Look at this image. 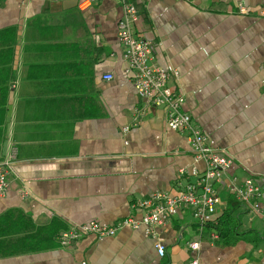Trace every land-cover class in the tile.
Returning <instances> with one entry per match:
<instances>
[{
  "label": "crops",
  "instance_id": "1",
  "mask_svg": "<svg viewBox=\"0 0 264 264\" xmlns=\"http://www.w3.org/2000/svg\"><path fill=\"white\" fill-rule=\"evenodd\" d=\"M81 1L0 0V161L17 148L0 218L21 211L36 223L29 241L0 243L18 250L0 264H264V213L223 186L213 224L227 218L231 231L218 239L201 238L191 209L181 208L155 237L126 227L61 243L73 225L113 224L135 212L134 202L176 189L180 168L204 169L187 136L169 129L165 110L147 106L130 81L120 2L81 9ZM133 1L136 32L177 74L171 85L209 143L233 159L230 175L264 184V17L238 8L255 11L264 0Z\"/></svg>",
  "mask_w": 264,
  "mask_h": 264
},
{
  "label": "built area",
  "instance_id": "2",
  "mask_svg": "<svg viewBox=\"0 0 264 264\" xmlns=\"http://www.w3.org/2000/svg\"><path fill=\"white\" fill-rule=\"evenodd\" d=\"M93 1L83 0L79 6L81 9H86ZM118 1L121 4L122 14L117 24V34L130 81L147 106L161 107L165 110L169 129L187 136L194 160L203 162L204 169L180 168V181L176 189L156 192L150 197L134 202L132 207L135 212L113 224L91 220L73 225L61 233V243L69 245L90 234L114 236L126 227L143 228L146 234L155 237L157 227L168 223L172 215L181 208L191 209L202 238L206 227L215 221L218 205L222 203L220 194L222 186L245 209L264 213V184L252 175L243 178L230 175L233 159L209 143L207 135L185 109L184 94L171 85L174 75L177 74H173L156 61L153 42L136 32L135 23L139 17L137 4L133 0ZM238 8L241 14L255 13L264 17V8L253 11L243 2L238 4ZM113 77L112 73L103 76L106 80H111ZM262 84L264 89V81ZM129 128L127 126L126 130ZM16 150L17 148L13 147L10 154L0 161V191L8 189L10 176L16 172ZM210 235L213 239L219 238L217 232H211ZM189 247L198 250L200 241L190 242ZM155 248L160 257L166 255L167 249L162 242L157 241ZM82 264L87 263L82 262ZM191 264H199V260L194 259Z\"/></svg>",
  "mask_w": 264,
  "mask_h": 264
},
{
  "label": "trees",
  "instance_id": "3",
  "mask_svg": "<svg viewBox=\"0 0 264 264\" xmlns=\"http://www.w3.org/2000/svg\"><path fill=\"white\" fill-rule=\"evenodd\" d=\"M18 212L11 211L10 213H8V215L6 214V216L0 218V243L4 241L5 243H10L7 245L17 246L19 240L20 242L29 241V234L31 236L34 235L33 233H30V230L31 231L33 230V228L36 226V223L27 214H24L21 211L19 213ZM18 218L20 220H18ZM23 225H25V228H21ZM208 227H210L211 230L210 231L206 230L204 234H207L208 232L210 233L217 232L220 235V237H223L224 235H227V233L231 231L229 220L227 218L222 220L218 226L212 223L209 224L206 227V229H208ZM19 230H21L20 235H19ZM11 253L16 254L18 253V250L16 248H7V249L0 248V256L8 255Z\"/></svg>",
  "mask_w": 264,
  "mask_h": 264
},
{
  "label": "water",
  "instance_id": "4",
  "mask_svg": "<svg viewBox=\"0 0 264 264\" xmlns=\"http://www.w3.org/2000/svg\"><path fill=\"white\" fill-rule=\"evenodd\" d=\"M78 1L79 0H64V5L69 4V6H65V8L77 6Z\"/></svg>",
  "mask_w": 264,
  "mask_h": 264
}]
</instances>
